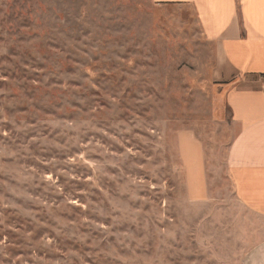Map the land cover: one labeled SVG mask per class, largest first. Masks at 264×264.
I'll list each match as a JSON object with an SVG mask.
<instances>
[{"label":"rangeland","instance_id":"obj_1","mask_svg":"<svg viewBox=\"0 0 264 264\" xmlns=\"http://www.w3.org/2000/svg\"><path fill=\"white\" fill-rule=\"evenodd\" d=\"M221 64L189 5L0 0V264H244Z\"/></svg>","mask_w":264,"mask_h":264},{"label":"crops","instance_id":"obj_2","mask_svg":"<svg viewBox=\"0 0 264 264\" xmlns=\"http://www.w3.org/2000/svg\"><path fill=\"white\" fill-rule=\"evenodd\" d=\"M153 1L189 5L205 37L217 45L223 70L233 74L234 81L240 80L229 90L226 99L230 126L235 130L226 170L232 201L241 210L236 213L225 205L223 213L247 214L246 217L255 218V238L246 251L244 264H264V92L261 89L264 0ZM197 144L199 146H195V142H191V146L184 143L187 147L184 163L188 169L190 197L200 201L208 199L211 191L202 145Z\"/></svg>","mask_w":264,"mask_h":264},{"label":"built area","instance_id":"obj_3","mask_svg":"<svg viewBox=\"0 0 264 264\" xmlns=\"http://www.w3.org/2000/svg\"><path fill=\"white\" fill-rule=\"evenodd\" d=\"M261 89L264 92V76L261 78Z\"/></svg>","mask_w":264,"mask_h":264}]
</instances>
